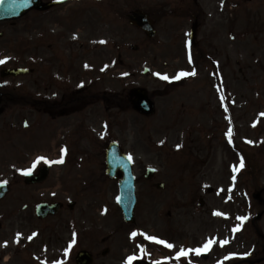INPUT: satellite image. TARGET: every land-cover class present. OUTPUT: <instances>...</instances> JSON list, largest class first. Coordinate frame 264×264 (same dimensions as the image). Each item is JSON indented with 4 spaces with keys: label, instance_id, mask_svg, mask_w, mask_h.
<instances>
[{
    "label": "rangeland",
    "instance_id": "rangeland-1",
    "mask_svg": "<svg viewBox=\"0 0 264 264\" xmlns=\"http://www.w3.org/2000/svg\"><path fill=\"white\" fill-rule=\"evenodd\" d=\"M181 1L191 0H68L54 13L32 10L13 26L0 22V60L5 61L1 68L35 70L33 75L3 79V87L38 99L51 97L54 91L45 89L46 81L58 76L52 72L55 68L48 70L45 54L48 44L60 47L62 29L61 39L83 44L82 94L120 95L121 106L134 87H143L155 105L148 118L95 100L81 99L67 116L59 112L61 105L52 112L36 107L31 116L21 105H2L0 176L13 188L0 204L2 215L10 209L16 214L24 202H62L58 215L84 216L79 236L82 245L94 251L93 264H119L122 256L118 262L116 256L125 253L122 246L130 242L129 231L176 238L175 248L187 249L183 258L200 261L203 255H196L192 246L202 249L211 241L210 246L218 248L204 257L205 262L251 254L228 264H257L252 260L261 257L255 252L264 247V215L255 224L251 219L263 209L253 195L260 192L264 199V0H200L206 20L195 41L198 48L207 42L209 58L196 62L197 68L185 56L188 21L171 15L154 21L156 35L148 39L126 18L128 10L156 12L160 6L179 8ZM234 4L241 7L236 21L230 15ZM144 67L149 69L146 74ZM115 139L131 158L136 179L135 220L129 224L123 223L116 205V182L104 174V147ZM15 142H23L28 150H14ZM234 143L241 154L231 149ZM43 163L49 165L46 180L25 185L21 176ZM147 166L155 168L148 179L143 177ZM71 200L74 207L68 210ZM236 214L246 219L241 220L237 240L226 244ZM59 220L51 218L43 225ZM105 236L111 247L102 261L101 247L95 243ZM153 250L146 256L150 261L151 256L172 254L165 245L162 252ZM4 264H12V259Z\"/></svg>",
    "mask_w": 264,
    "mask_h": 264
},
{
    "label": "flooded vegetation",
    "instance_id": "flooded-vegetation-1",
    "mask_svg": "<svg viewBox=\"0 0 264 264\" xmlns=\"http://www.w3.org/2000/svg\"><path fill=\"white\" fill-rule=\"evenodd\" d=\"M44 3H43V2ZM42 7L35 9V11L43 14L54 13L57 10L59 4L55 0H40ZM235 4H239L235 2ZM232 8V14L234 15V21L237 20V16L241 13V7ZM222 10L223 8L217 7ZM34 10V9H32ZM173 10L180 16V19H184L191 25V43L193 44L195 36L199 35L202 27L204 26L206 18V8L200 2V0H191L190 2L181 1L179 8L174 6ZM216 12V11H214ZM8 22V21H3ZM13 26V24L11 23ZM62 30L57 41L60 43V47L52 46L48 44L49 49L45 54L48 70L57 74L56 76H50L46 81V90H53L54 94L46 96L45 98L38 99L34 94L27 95L26 103L21 106L26 109L27 114L31 116V112L36 106H42L44 110L54 111L61 105L62 112H69V109H76L81 102L82 96V76H81V61H82V43H77L70 39H61ZM196 50V49H195ZM199 57L206 56L205 53L198 48ZM33 59V55L30 56V60ZM31 68V73L35 72L34 66ZM1 80V78H0ZM35 82V81H34ZM3 89L0 84V106L10 105L11 107L14 97L5 96L2 92ZM12 92V90H11ZM0 181L1 176H0ZM9 186L6 196L12 194L11 186ZM16 201V200H14ZM263 203L262 200H260ZM1 203V201H0ZM34 206V205H33ZM29 204H24L21 210H15L16 214H11L10 209L6 214L2 215L0 212V264H4L9 259H12V264H68L72 263V259L67 260L64 255V249L66 247L67 240L69 239L70 231L57 230L56 224H44L34 227L31 224L34 216L32 214H20L19 212H34V207ZM10 208H15L13 205H9ZM16 209V208H15ZM263 213H259L255 216L252 224H255ZM53 217V216H51ZM49 218V217H47ZM44 221V220H40ZM20 223L17 225L16 224ZM29 223L27 227L25 224ZM35 228V229H34ZM258 228L255 227V231ZM264 257V247L259 248L256 254ZM119 256H116L118 262ZM74 263V259H73Z\"/></svg>",
    "mask_w": 264,
    "mask_h": 264
},
{
    "label": "water",
    "instance_id": "water-1",
    "mask_svg": "<svg viewBox=\"0 0 264 264\" xmlns=\"http://www.w3.org/2000/svg\"><path fill=\"white\" fill-rule=\"evenodd\" d=\"M33 5H38V0H1L0 1V20L10 19L21 16L27 9L31 8ZM129 22L132 25L140 28L148 37H152L155 34V30L152 27V22L148 15L141 11L135 10L129 15ZM29 70L27 68H4L1 70L0 74L3 77L7 76H17L20 74H25ZM133 108L134 110L144 114L150 115L154 111L153 103L148 97V94L143 88H135L133 90ZM107 168L106 173L109 176L114 177L116 171L120 170L122 172V179L120 182V196L119 203L125 217V220H133V204H134V192H133V179L130 172V164L126 161L125 157L121 154L117 143H110L107 147ZM152 170H147L146 175H150ZM47 175L46 168H40V173L38 175L27 176L28 182H38L44 179ZM5 191V188L0 186V196ZM58 208L57 204H47L41 203L38 205L36 213L40 216H44L48 213H54ZM82 258L81 264H88L90 262V257L85 253H80L78 260Z\"/></svg>",
    "mask_w": 264,
    "mask_h": 264
},
{
    "label": "snow or ice",
    "instance_id": "snow-or-ice-1",
    "mask_svg": "<svg viewBox=\"0 0 264 264\" xmlns=\"http://www.w3.org/2000/svg\"><path fill=\"white\" fill-rule=\"evenodd\" d=\"M221 2L223 3V0H221ZM5 61L4 60H0V64H2V63H4ZM182 75H183V73H182ZM165 79H167L168 77H164ZM262 115H264V114H262ZM62 152L63 151H65L64 149H62L61 150ZM38 160H42V159H44L43 157H38L37 158ZM59 162H62V159H61V161H59ZM28 171H31V169H28ZM240 219L241 220H243V219H246L245 217H240ZM132 235H136V233H133ZM150 240H157V238L156 237H148ZM159 243H165L164 241H158ZM210 244H211V241H208L207 243H205V245L203 246V248L202 249H196L195 251L197 252V253H199L200 251H206L207 249H208V247L210 246ZM168 247H172V245L171 244H168L167 245ZM177 258H179L180 256H185V255H187V253H186V251L184 250V249H181L177 254ZM129 259V261H131V259H132V257H129L128 258Z\"/></svg>",
    "mask_w": 264,
    "mask_h": 264
},
{
    "label": "trees",
    "instance_id": "trees-1",
    "mask_svg": "<svg viewBox=\"0 0 264 264\" xmlns=\"http://www.w3.org/2000/svg\"><path fill=\"white\" fill-rule=\"evenodd\" d=\"M109 101H111L115 107L119 108V105L121 104V99L119 96L113 97L112 99H109ZM126 102H124L120 108L125 107L127 104H125Z\"/></svg>",
    "mask_w": 264,
    "mask_h": 264
}]
</instances>
